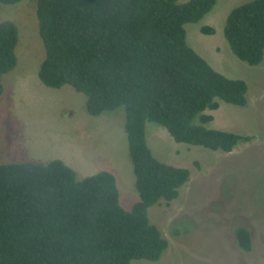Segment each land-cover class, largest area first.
I'll list each match as a JSON object with an SVG mask.
<instances>
[{"label":"trees","instance_id":"obj_1","mask_svg":"<svg viewBox=\"0 0 264 264\" xmlns=\"http://www.w3.org/2000/svg\"><path fill=\"white\" fill-rule=\"evenodd\" d=\"M23 0H0L14 5ZM217 0H36L44 59L40 82L65 85L86 96L94 117L123 108L128 156L139 201L119 204L114 176L101 171L78 181L59 160L46 165L0 163V264H130L158 261L168 247L148 219V209L178 197L186 169L158 161L145 126L163 127L176 143L231 153L248 136L211 129L219 102L247 105L246 83L216 72L186 42V24L203 20ZM204 35L214 30L203 26ZM223 36L249 66L264 57V0L234 8ZM18 30L0 23L2 76L16 67ZM236 245L252 251L242 226Z\"/></svg>","mask_w":264,"mask_h":264},{"label":"rangeland","instance_id":"obj_2","mask_svg":"<svg viewBox=\"0 0 264 264\" xmlns=\"http://www.w3.org/2000/svg\"><path fill=\"white\" fill-rule=\"evenodd\" d=\"M189 0H179L180 4ZM254 0H217L200 22L186 24V42L216 72L246 83L247 105L219 102L208 127L251 138L231 153L176 143L160 125L147 122L145 136L160 162L189 172L178 197L160 200L148 219L168 241L158 261L130 264H264V57L257 66L237 59L223 36L229 13ZM18 30L16 67L2 76L0 163L46 165L54 160L72 169L78 181L101 171L116 181L125 211L139 201L128 156L123 108L98 117L86 112V96L71 86H44L38 70L45 53L38 31L36 0L0 4V23ZM208 26L212 35L200 28ZM246 227L252 251L238 248L234 231Z\"/></svg>","mask_w":264,"mask_h":264}]
</instances>
